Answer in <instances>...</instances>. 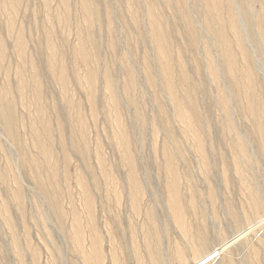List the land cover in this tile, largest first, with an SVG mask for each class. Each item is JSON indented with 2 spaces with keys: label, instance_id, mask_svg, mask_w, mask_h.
Masks as SVG:
<instances>
[{
  "label": "rangeland",
  "instance_id": "374dc122",
  "mask_svg": "<svg viewBox=\"0 0 264 264\" xmlns=\"http://www.w3.org/2000/svg\"><path fill=\"white\" fill-rule=\"evenodd\" d=\"M220 1L217 15V0H85L87 20L83 0H0V103L11 105L16 134L0 116V264H86L80 249H91L93 235L102 260L92 264H264V0ZM226 4L249 61L227 28ZM218 16L225 38L214 35ZM154 29L177 96L190 94L197 108L201 149L174 115ZM48 43L64 88L49 70ZM79 45L96 63L74 62ZM43 122L47 159L32 134L45 138ZM167 158L186 237L168 205Z\"/></svg>",
  "mask_w": 264,
  "mask_h": 264
},
{
  "label": "bare ground",
  "instance_id": "6f19581e",
  "mask_svg": "<svg viewBox=\"0 0 264 264\" xmlns=\"http://www.w3.org/2000/svg\"><path fill=\"white\" fill-rule=\"evenodd\" d=\"M49 1L50 0H45V2L47 4ZM83 1H84V3H83V10L84 11L83 12L85 13L87 20H89L90 12L88 10L87 3L85 2V0H83ZM219 2H221V1L217 0V2L212 4V6L210 7L213 11H215L217 13V15L221 12V10H223L222 8H220ZM224 10L228 14L227 28L231 32L232 37L237 41V43L239 45V48L241 51L240 56L243 55L245 57V59L249 61L250 58H249V56L246 52V49H245V47L241 41L242 39L240 36L238 23H237L236 18H235L234 10L228 4L225 5ZM246 16H247V20H248L249 16L248 15H246ZM218 18H219V20L217 23V27L213 28L214 35H216L217 37L225 38V34L222 30L223 21L221 20L220 16H218ZM187 23H188L190 32H192V27H191L190 23L188 21H187ZM153 32H154V37H155V42H156L157 56L159 57L160 63H161V72H162L163 80L169 88L170 99H171L172 103L174 104V115L180 122H182L186 126V129L188 130L189 134L192 136V139L197 144V146L201 149L202 148V123L198 118V111H197V108L195 107V103H194V101L192 102V100H191L192 97L190 96V94L188 95V100H184V101H183V99H185V97L183 99H180V96H177V90L178 89L177 90L175 89L176 88L175 84L172 81L173 80V65H174V63L172 61L171 56L169 55V49L166 47V41L163 38V34L159 33L156 29H154ZM226 40L227 39H225V41L223 43L224 47H227V45H228ZM16 42L18 44V47L20 49H22L23 45H22V39H21L20 34L17 35ZM47 49L49 52L48 53V55H49V57H48L49 70H51L53 72L56 71V73H57L56 77H57L60 85L64 88L65 87V73H64L63 66H62L61 62L55 57L54 47L51 43H48ZM93 53L89 54V52L87 51V48H85L84 45H79L75 49V52H74L73 58L75 57L74 59H76V61H74V62H77V60H78L82 63V62L87 61L88 59H89L88 62H91L90 61L91 59H92V61H94L95 56ZM225 57L227 59L228 64H232L233 55L229 54V52H228L225 54ZM245 76H246L247 81H248V85L246 86L247 91H252L251 89H253V87H254V83H253L254 80H253V73H252V70L250 68H249V74L245 75ZM88 78H89V84H88L89 88L88 89L90 92H92L93 86H94V79H95L94 73L92 71L88 72ZM180 78L182 81H185V79H186L184 77L183 73H182V75H180ZM107 87H108L109 91L111 92L112 99L115 101L112 83L108 84ZM233 90L235 92L237 90V87L235 85H233ZM91 98H92V96H91ZM185 109H188L190 112H192L191 113L192 116L189 117L187 115ZM38 114H40L41 118H42V111H41V113H38ZM0 116H1V118L5 124V127L8 131V133L11 135L12 139L15 140V136H14V135H16V134H14V122L15 121H14V116H13V112L11 109V105L0 103ZM260 119H262V121L264 120V116L262 114H260ZM43 124L45 125V129L42 133H44L43 135L45 138H43V136L41 135V133L37 129L33 130L34 128L32 129L33 130L32 134H33V138H34V142H35L36 147H38V149L41 150L43 157H45L47 159L48 155L51 152L50 148H49V141H48L49 139H47L48 135L46 137V134L49 131L47 130L48 128L46 129V126H47L46 123L43 122ZM257 130L262 136H264V121L257 126ZM121 144H122V147L124 148V151L126 153L129 145H128L127 139H125L124 136L121 137ZM167 162H168V166H169V173L171 176V182H169V184L167 186L169 209L173 215V218L175 219V223L181 228L184 237H186V236H189V233H188V229H187L188 227L186 226V223H185V221L183 219V215H182L183 210L181 209V194L179 193V190L177 188L176 175L174 172L175 170H173V164H172L171 159H168ZM48 164L50 165V168H51V177L54 178L55 172H54L53 165L51 162ZM35 166H36V168L38 167L37 165H35ZM129 182H130L131 201H132L133 207L137 209V207H138L137 199L140 195L141 188H140V185L137 181L135 173L132 169L130 170V173H129ZM81 186H83V185L81 184ZM49 194H51V193H49ZM256 209L258 210L257 212L260 211L261 206L259 203L256 204ZM77 224L78 223L76 222V225ZM77 227H78V225H77ZM77 230L79 231V229H77ZM94 232L95 231L93 230V233ZM91 235H93V234H91ZM77 236H78V233H77ZM76 240H77L76 243H77L78 247H80V242L78 241L79 237H77ZM153 240H155L154 244L157 245L158 240H157V238L155 239V236H154ZM97 244H98L97 239L93 235L92 240H91V246H90L91 249L90 248L88 249L90 251L84 249V246H83V248H81L82 247L81 246L80 247L81 249L79 248L80 254H81V256L84 259V262L86 264H92L93 262L97 263L100 260V258H101L100 257V250H99ZM202 247H203V245H202ZM181 252L182 251L177 250V258L182 261V253L183 252L182 253ZM101 260H102V258H101Z\"/></svg>",
  "mask_w": 264,
  "mask_h": 264
}]
</instances>
